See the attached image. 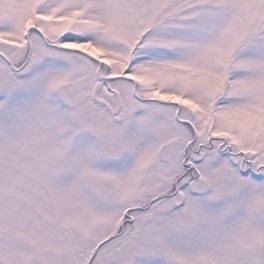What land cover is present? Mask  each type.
<instances>
[{
  "label": "snow or ice",
  "instance_id": "6c2138e0",
  "mask_svg": "<svg viewBox=\"0 0 264 264\" xmlns=\"http://www.w3.org/2000/svg\"><path fill=\"white\" fill-rule=\"evenodd\" d=\"M0 264H264V0H0Z\"/></svg>",
  "mask_w": 264,
  "mask_h": 264
}]
</instances>
